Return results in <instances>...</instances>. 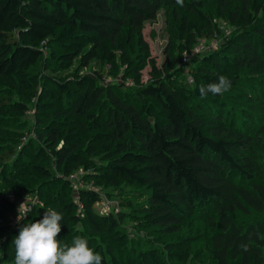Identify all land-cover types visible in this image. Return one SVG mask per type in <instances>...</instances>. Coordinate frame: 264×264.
Instances as JSON below:
<instances>
[{
    "label": "trees",
    "instance_id": "16d2710c",
    "mask_svg": "<svg viewBox=\"0 0 264 264\" xmlns=\"http://www.w3.org/2000/svg\"><path fill=\"white\" fill-rule=\"evenodd\" d=\"M162 8L183 45L168 46L158 66L143 27ZM206 14L197 0H0V264H14L19 226L48 209L62 213V243L75 225L89 230L102 264L185 261L178 235L193 216L206 223L207 263L264 264V0H219L216 15L241 24L242 36L179 65L182 49L216 29ZM117 65L121 79L106 81ZM221 75L227 91L200 94ZM80 170L92 185L77 186L74 200ZM125 186L141 188L139 199L110 192ZM29 195L39 201L11 226ZM107 197L124 209L101 208ZM127 216L167 238L126 252Z\"/></svg>",
    "mask_w": 264,
    "mask_h": 264
},
{
    "label": "rangeland",
    "instance_id": "374dc122",
    "mask_svg": "<svg viewBox=\"0 0 264 264\" xmlns=\"http://www.w3.org/2000/svg\"><path fill=\"white\" fill-rule=\"evenodd\" d=\"M198 2L202 3L203 8L205 11H207L208 15V20L210 24H216V29H214V32L212 33V36L210 38L207 37H200L197 42L191 46L188 49H182L180 52L181 54V59L178 58L177 62L179 65H185L187 66L190 62L195 63L194 57L197 55H200L202 53H207L214 51L218 49L221 45V43L226 39V38H236L239 39L240 36H242V30L243 26L238 23H231L229 22L226 18H222L216 15V6L219 2V0H197ZM172 22H173V17L171 12H168L165 8L160 9L158 12V15L154 19L147 20L144 24L143 27V34L146 37V39L149 42L150 46V54L151 57L155 59V62L158 66H161L165 59H166V49L168 46H170V53L174 46H176V43L178 44V48L183 45V40L180 38H176L175 41L176 43H173V30H172ZM199 44H205L204 49L197 50L199 47ZM174 45V46H173ZM187 51L189 54V57L187 60L183 59V53ZM136 51H133V54L136 55ZM178 54V52H176ZM175 53V54H176ZM261 55L264 56V52L261 53ZM122 68L125 70V68L120 65H117L114 69H111V66H108V69L106 70L105 77L106 81H111V82H118L121 79L122 76ZM234 69L231 67L228 69V73H231ZM262 70H264V66L262 65ZM252 72H258V69L255 67L250 68L248 67L246 69V73H252ZM141 81L144 82L149 80L150 78V73H151V64L147 62L144 64V66L141 69ZM187 74V73H186ZM189 76V75H186ZM190 78V77H189ZM126 82L129 83L130 85H134V80L130 77L126 78ZM36 111V109H35ZM34 108L28 111L26 118L28 120L29 126L32 125L31 129L27 130L28 137L30 136H35L33 134L32 129H33V124L35 123L34 120ZM25 139V140H24ZM22 139L20 147L24 144L25 141L28 139L25 138ZM262 167H264V164H262ZM85 172L84 170L78 171L76 174L72 176V196L74 200H76V188L77 186H90L92 183L87 182L84 179ZM98 188H101V186H98ZM134 186H125L123 189H110L111 194L114 197H119L120 200L122 198L124 200L127 199H132V198H138L140 196V192L142 191L141 188H136ZM108 194V193H107ZM105 196V195H104ZM114 197H107L109 201L112 202V207L115 208L118 206L120 209H124V205L122 203H117L115 201ZM139 199V198H138ZM39 200L37 197L34 196H28L25 199L20 200V202L17 203L13 213L10 215V220L9 224L11 226H17L24 220L29 213V211L32 209L33 203H37ZM138 201L133 202L135 205ZM102 207L107 209V207L100 202ZM99 206V204H97ZM208 210H212L213 208H210ZM196 216H193L189 218L185 224V230L181 232L178 236L181 241H184L187 243V248H188V254L186 255V260L184 261L183 258L181 261L178 263H169L170 259L168 257H162L161 259L159 258V264H209L207 261L209 260V254L207 252V249L205 248V226L206 223L202 221V219H199ZM121 228L123 229V233L126 234L127 238L126 239V245L123 246V248L126 250V252H129L131 248H139L141 245L140 243L143 242L144 245L149 246V245H154L151 247L159 246L163 239L167 238L166 237H161V235L157 232H152L151 230L147 229L146 227L141 225V221L138 220L137 218H134L132 216H127L122 224ZM89 230L84 227L83 224L74 226V229L71 230L69 235L65 236L67 237V242L65 244H71L73 241L74 237L77 236H82L85 237L88 235ZM8 234L4 233L0 237V248L1 244L4 242V240L7 238ZM64 236V237H65ZM97 238H100V240H106V235L104 234H97ZM70 238V239H69ZM177 238H170L171 242H175ZM167 246V244H165ZM166 252V251H165ZM165 256V254L163 255Z\"/></svg>",
    "mask_w": 264,
    "mask_h": 264
},
{
    "label": "clouds",
    "instance_id": "9594fccd",
    "mask_svg": "<svg viewBox=\"0 0 264 264\" xmlns=\"http://www.w3.org/2000/svg\"><path fill=\"white\" fill-rule=\"evenodd\" d=\"M183 5V0H176ZM231 82L223 75L214 82L199 88L201 95L221 94ZM62 213L55 209L46 210L42 217L21 224L12 238L14 264H102L100 251L89 246L86 238L77 236L71 244L62 243L57 237L61 231Z\"/></svg>",
    "mask_w": 264,
    "mask_h": 264
},
{
    "label": "built area",
    "instance_id": "2783aa9c",
    "mask_svg": "<svg viewBox=\"0 0 264 264\" xmlns=\"http://www.w3.org/2000/svg\"><path fill=\"white\" fill-rule=\"evenodd\" d=\"M204 48H205V44H199V47L197 48V50H200V49L202 50V49H204ZM188 57H189V54H188L187 51H185V52L183 53V59H184V60H187ZM103 78L106 79L105 76H104ZM101 202L107 207V209H110V208L112 207V202L109 201V200L106 199V198L102 199ZM114 210H115V211L119 210L118 206H116V207L114 208Z\"/></svg>",
    "mask_w": 264,
    "mask_h": 264
}]
</instances>
